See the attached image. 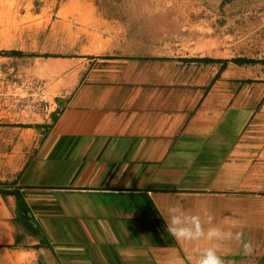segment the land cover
Here are the masks:
<instances>
[{
    "label": "crops",
    "instance_id": "0c3cea01",
    "mask_svg": "<svg viewBox=\"0 0 264 264\" xmlns=\"http://www.w3.org/2000/svg\"><path fill=\"white\" fill-rule=\"evenodd\" d=\"M102 47L68 58L55 121L0 123V264H191L208 242L167 233L177 202L251 242H215L225 263L264 262V102L231 60Z\"/></svg>",
    "mask_w": 264,
    "mask_h": 264
},
{
    "label": "rangeland",
    "instance_id": "374dc122",
    "mask_svg": "<svg viewBox=\"0 0 264 264\" xmlns=\"http://www.w3.org/2000/svg\"><path fill=\"white\" fill-rule=\"evenodd\" d=\"M99 46L155 48L180 62L262 60L264 0H0V52L24 54H0V123L18 121L20 109H27L28 122L39 119L36 113L55 121L59 88L72 86L68 58ZM211 64L207 71L216 72ZM239 85L254 107L264 102V63L231 61V87ZM256 128L252 138L264 140V123ZM251 258L244 264H264Z\"/></svg>",
    "mask_w": 264,
    "mask_h": 264
},
{
    "label": "clouds",
    "instance_id": "9594fccd",
    "mask_svg": "<svg viewBox=\"0 0 264 264\" xmlns=\"http://www.w3.org/2000/svg\"><path fill=\"white\" fill-rule=\"evenodd\" d=\"M167 233L178 242L198 243L202 240L208 246L199 248L192 258L191 264H225L218 254L215 242L237 241L245 254H251L253 246L243 239V233L233 231L234 221L227 222L230 227H221L213 223V216L206 205L200 206V211L192 213L186 210L182 203L168 206L163 214Z\"/></svg>",
    "mask_w": 264,
    "mask_h": 264
},
{
    "label": "trees",
    "instance_id": "16d2710c",
    "mask_svg": "<svg viewBox=\"0 0 264 264\" xmlns=\"http://www.w3.org/2000/svg\"><path fill=\"white\" fill-rule=\"evenodd\" d=\"M0 54L4 55V56H14V57H19V56H23L24 55L23 52H21L20 50H5V51H1ZM202 60H213V59L212 58H202ZM230 60L235 62V63H237V64L253 63V62H258V61H261V62L264 63V59L255 60V59H250V58H233V59H230ZM222 61L225 63L227 60L224 59ZM222 68L223 67L221 66V69Z\"/></svg>",
    "mask_w": 264,
    "mask_h": 264
}]
</instances>
